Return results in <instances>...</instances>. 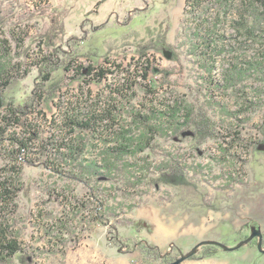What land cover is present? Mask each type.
Masks as SVG:
<instances>
[{
  "label": "rangeland",
  "instance_id": "obj_1",
  "mask_svg": "<svg viewBox=\"0 0 264 264\" xmlns=\"http://www.w3.org/2000/svg\"><path fill=\"white\" fill-rule=\"evenodd\" d=\"M240 1L230 3L226 16L217 5L210 10L218 11L220 17L206 48L204 39L193 29L194 16L185 14V0H0L5 17L0 38L8 42L13 62L24 63L35 52L48 55L55 47L60 49V62L74 58L86 66L109 61L119 65V70L130 71L135 61L148 59L146 79L138 78L130 91L116 97L119 122L128 123L130 112L145 113L178 102L183 108L192 106L195 114L204 112L214 133L200 144L193 138L192 127L156 137L149 149L125 159L127 169L119 167L122 171L111 177L103 175L99 181L95 177L83 182L70 180L40 162L23 165L11 222L24 248L33 255V264H56L60 248L64 252L74 248L95 230L120 250H130L133 240L119 239L121 246L111 242L113 229L128 223L136 209L146 206L165 208L168 214L183 219L184 227L203 226L208 238L219 239L228 248L255 230L264 236V43L259 38L243 40L232 28ZM207 16L212 19L215 14ZM260 30L264 31V21ZM14 32L23 40L19 48ZM45 34L54 38L53 46L42 43ZM233 67L245 75L230 88L224 79ZM123 74L115 71L106 81L93 82L89 89L93 93L105 89L109 96L108 86H118ZM70 78L62 68L52 73V82H57L59 89L54 100L41 105L49 117L56 112L54 101L60 97L72 100L80 93V81ZM36 84V68L28 66V74L4 91V102L23 106L30 101ZM43 130L45 134L47 128ZM85 138L89 144L85 159L99 160L98 148H91L94 139L88 133ZM175 160L184 168L183 185L159 180L160 166ZM65 198L75 204L82 202L86 208L74 214L78 238L65 235V241L59 240L53 250L45 251L48 238L41 224L60 217L68 204ZM97 200L106 210L105 223H89ZM253 240L256 245L247 243L230 252L211 245L212 256L207 258H200L201 247L193 259L181 264H203L216 256L229 258V264H264V252L257 249L258 238ZM150 248L141 247L137 264L162 263L158 252ZM180 249L175 240L163 255L173 260L190 252Z\"/></svg>",
  "mask_w": 264,
  "mask_h": 264
},
{
  "label": "trees",
  "instance_id": "obj_2",
  "mask_svg": "<svg viewBox=\"0 0 264 264\" xmlns=\"http://www.w3.org/2000/svg\"><path fill=\"white\" fill-rule=\"evenodd\" d=\"M232 1L185 0V14L194 16L193 29L196 35H201L204 39L206 48L210 47L209 38L217 31V21L220 17L218 11L210 10L215 9L217 5L223 10V16H226ZM209 12H213L215 17L209 18ZM237 16L238 18L231 22L234 31L243 37V40L259 38L264 43V31L260 30L264 21V0L240 1ZM4 22L5 17L0 9V26ZM13 37L14 41L18 42V48L21 47L23 40L20 33L17 35L14 32ZM44 37L45 42L42 43L53 46L54 38L49 34ZM59 52L60 49L55 47L48 55L35 52L28 55L24 63L13 62L9 58L8 42L0 38V264H15V259L21 264H33V255L24 248L20 235L11 222V215L16 208L15 199L21 191L20 175L23 165H35L40 162L46 169L67 176L70 180L83 182L95 177L99 181L103 175L111 177L116 171H122L119 167L127 169L125 159L149 149L156 137H165L169 133L182 130V127H192L193 138L200 144L214 134L211 121L204 112L195 114L192 106L183 108L178 102L145 113L130 112L128 123L119 122L121 115L118 114L116 97L130 91L132 82L136 83L138 78L146 79L150 60L142 58L135 61L129 71L119 70V65L109 61L99 66H86L74 58L60 62ZM63 54L67 55L66 52ZM28 66L36 68L37 72V84L32 90L30 101L23 106L4 102V91L12 82L21 80L28 74ZM60 68L71 75V81H80V93L75 94L72 100H63L60 97L54 101L56 112L49 117L41 105L44 101L54 100L59 84L52 82L51 75ZM115 71L125 74L118 86L106 87L109 96L105 94V89L97 93L89 89L93 82L106 81ZM228 71L224 79L225 86L235 88L245 73L234 67ZM44 128H47L45 134ZM85 133L94 139L95 143L91 142V148H98L99 160L85 159V151L89 145ZM183 171L184 168L178 160L173 163L165 162L159 168V180L169 185H183L186 183ZM65 201L68 204L64 205L59 218L50 224H41L44 227V237L48 238L45 251L53 250L59 240L65 241V235L73 239L78 238V232L73 226L74 214L85 206L82 202L72 203L67 198ZM105 213L102 202L97 200L88 222L105 223L102 220ZM111 242L117 246L122 245L116 231L111 237ZM248 244L256 245V242L252 240ZM211 247L214 246H203L200 258L212 256ZM132 249L130 248V251ZM150 249L156 251L155 247ZM60 252L61 256L65 253L61 248ZM157 257L161 259V264H169L178 259L168 260L167 255L160 253H157ZM194 257L195 254L188 259Z\"/></svg>",
  "mask_w": 264,
  "mask_h": 264
},
{
  "label": "crops",
  "instance_id": "obj_3",
  "mask_svg": "<svg viewBox=\"0 0 264 264\" xmlns=\"http://www.w3.org/2000/svg\"><path fill=\"white\" fill-rule=\"evenodd\" d=\"M167 211L165 208L155 206L138 208L128 217L130 219L128 223L116 226L115 231L120 241L129 240L128 243L135 241L131 251L120 250L108 241V237L102 238L99 231L95 230L91 237L81 240L63 256H58L56 264H137L136 260L143 246L155 247L156 251L163 255L168 252V247L175 240L179 242L180 252L191 250L192 245L202 241L219 242V239L208 238L203 226L184 227L183 219L180 220ZM125 246L128 248L129 244ZM228 259L216 256L204 261L203 264H229Z\"/></svg>",
  "mask_w": 264,
  "mask_h": 264
},
{
  "label": "water",
  "instance_id": "obj_4",
  "mask_svg": "<svg viewBox=\"0 0 264 264\" xmlns=\"http://www.w3.org/2000/svg\"><path fill=\"white\" fill-rule=\"evenodd\" d=\"M254 238H258V242H257V249L260 252H264V250L262 249V233L260 230H255L251 236H249L248 238H246L245 240L239 242L237 244V246H235L234 248H228L227 246H225L224 244L217 242V241H213V240H206V241H202L199 242L198 244H196V246H194L190 252H188L187 254L179 257L177 260H175L172 263L169 264H181L183 261H185L186 259H188L190 256H192L199 248L203 247V246H207V245H214V246H218L224 250L227 251H233V250H237L239 249L241 246L249 243L250 241H252Z\"/></svg>",
  "mask_w": 264,
  "mask_h": 264
}]
</instances>
